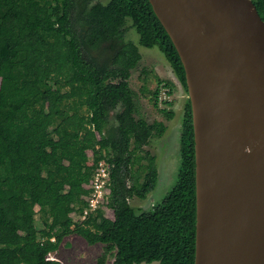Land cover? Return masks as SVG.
Instances as JSON below:
<instances>
[{
  "label": "trees",
  "instance_id": "trees-1",
  "mask_svg": "<svg viewBox=\"0 0 264 264\" xmlns=\"http://www.w3.org/2000/svg\"><path fill=\"white\" fill-rule=\"evenodd\" d=\"M253 1L264 20V0ZM73 9L76 34L70 27ZM128 21L140 45L159 48L188 91L179 53L149 0H0V264H62L47 258L71 233L103 244L97 264L108 259L113 264H195L190 99L183 114L178 178L155 209L137 214L129 200L147 197L157 167L141 182L135 173L123 174L142 161L141 155H108L111 136L134 138L139 150L167 129L139 115L129 78L142 54L139 45L123 38ZM159 90L154 91L156 105ZM102 160L111 164L114 215L75 221L71 214L87 206L88 185Z\"/></svg>",
  "mask_w": 264,
  "mask_h": 264
},
{
  "label": "water",
  "instance_id": "water-1",
  "mask_svg": "<svg viewBox=\"0 0 264 264\" xmlns=\"http://www.w3.org/2000/svg\"><path fill=\"white\" fill-rule=\"evenodd\" d=\"M149 1L179 53L192 106L195 264H264V20L253 0Z\"/></svg>",
  "mask_w": 264,
  "mask_h": 264
},
{
  "label": "rangeland",
  "instance_id": "rangeland-1",
  "mask_svg": "<svg viewBox=\"0 0 264 264\" xmlns=\"http://www.w3.org/2000/svg\"><path fill=\"white\" fill-rule=\"evenodd\" d=\"M73 2L75 0H72ZM98 1V0H96ZM107 3L109 0H99ZM73 9L70 27L74 34L77 31V23L74 20ZM131 22L128 21L130 26ZM124 40H131L139 45L142 58L138 66L132 70L129 82L138 94L140 102L139 115L149 123L161 121L167 129L163 136L150 137L140 149L135 150V139H126L124 135L109 137L108 155L127 157L134 152L142 156V161L131 165L123 171V174H137L139 181H143L152 166L157 167L154 185L145 199L137 196L130 198L129 202L137 214L149 212L158 206L168 192L175 185L181 163L180 134L182 130L183 114L189 99V92L176 76L170 62L159 48H147L139 43V35L135 28L130 26L124 35ZM90 68L92 66L90 65ZM162 79L163 82H159ZM170 84V86L167 85ZM158 92V104L156 105L154 91ZM171 91V92H170ZM169 102V104H167ZM173 112V116L169 113ZM92 157V153L90 152ZM132 183V179H128ZM110 209H112L109 206ZM113 210V209H112ZM112 217V216H110ZM41 221L37 220V227H41ZM102 243L89 244L77 233L67 235L59 249L49 257L51 260L62 264H97V258L102 252ZM106 264H113V259H108Z\"/></svg>",
  "mask_w": 264,
  "mask_h": 264
},
{
  "label": "built area",
  "instance_id": "built-area-1",
  "mask_svg": "<svg viewBox=\"0 0 264 264\" xmlns=\"http://www.w3.org/2000/svg\"><path fill=\"white\" fill-rule=\"evenodd\" d=\"M111 181V164L107 160H102L96 166L88 185L90 193L85 197L87 206L82 212L74 211L71 214L75 221L84 222L88 219L100 221V213L103 217L114 215L113 210L109 208ZM47 259L51 260V257L48 256Z\"/></svg>",
  "mask_w": 264,
  "mask_h": 264
},
{
  "label": "bare ground",
  "instance_id": "bare-ground-1",
  "mask_svg": "<svg viewBox=\"0 0 264 264\" xmlns=\"http://www.w3.org/2000/svg\"><path fill=\"white\" fill-rule=\"evenodd\" d=\"M198 142H199V148L202 152H207L206 147L212 146L209 138L202 140L200 135L198 138ZM214 148H216V146H214ZM206 155H208V154H206ZM209 157H211V154H209ZM209 157L207 159L200 160V173L202 171V168L207 169L208 165L212 163V159H210ZM200 176H201V174H200ZM217 176H218V173L214 170L212 171V174H210V176L209 175L207 176L206 183L209 184V189H210V186L214 187L215 180L217 179ZM210 178L213 180V183L209 182Z\"/></svg>",
  "mask_w": 264,
  "mask_h": 264
}]
</instances>
